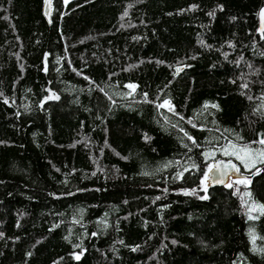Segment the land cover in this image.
Instances as JSON below:
<instances>
[{"label":"trees","instance_id":"1","mask_svg":"<svg viewBox=\"0 0 264 264\" xmlns=\"http://www.w3.org/2000/svg\"><path fill=\"white\" fill-rule=\"evenodd\" d=\"M43 2L0 0V264H264L220 151L264 137V0Z\"/></svg>","mask_w":264,"mask_h":264},{"label":"snow or ice","instance_id":"2","mask_svg":"<svg viewBox=\"0 0 264 264\" xmlns=\"http://www.w3.org/2000/svg\"><path fill=\"white\" fill-rule=\"evenodd\" d=\"M65 3L68 2V0H64ZM262 14H264V10H262ZM125 15H127V13H125ZM209 15H212V13H209ZM179 71H182V69H177V73ZM127 87H129L130 89H135L136 85L133 84H129L127 85ZM243 87H247V85H243ZM147 97V94H145V98ZM49 98H57L58 97H49ZM249 99H251V97H249ZM158 107L160 108H168L169 111L174 112V106L171 105V102L169 100H164L163 103L159 104ZM205 107H207V105H205ZM213 107H217L216 105H213ZM178 115V114H177ZM181 119H183V117H181ZM195 127V125H193ZM185 135L187 136L188 134L185 133ZM189 140H193V138L191 136H188ZM237 140H240L242 138L237 137ZM193 143H195V141L193 140ZM252 144H258L261 147L258 148H253ZM185 147H187V145H185ZM222 155L224 156H229V157H233L235 160L239 161L241 165L244 166V168L247 170L250 167H255L256 163H264V137H262L261 139L257 140V141H253L251 144H238L235 143L231 140L228 141L227 144L221 146L220 149ZM204 155L209 158V159H214L215 153H204ZM221 165H224V161H217L215 164H209L207 165L206 171L203 174V180L207 181L209 179V173L213 172V169L217 170L218 173V178L216 180V182L218 183H223L224 182V177L229 175V172L234 171L235 173H240V167L237 166V164H234L232 162V160H229L227 165L225 167H221ZM259 171V170H258ZM145 175H147V173H145ZM183 173H179L178 176H182ZM203 182V181H202ZM248 178L247 177H243L242 179H239L237 181H235V183L239 184V183H245L247 184ZM228 187H232V184L229 183L227 185ZM206 191V189H205ZM237 191H239V189H237ZM186 195L189 193H185ZM245 195L247 196H251L250 193H245ZM201 199H207V196L201 197ZM259 211L261 215H264V204L261 205H257L255 203H253L249 209V211ZM258 217H253V216H249V219H256ZM255 239V238H254ZM175 243V242H174ZM79 256H76V259H79Z\"/></svg>","mask_w":264,"mask_h":264},{"label":"water","instance_id":"3","mask_svg":"<svg viewBox=\"0 0 264 264\" xmlns=\"http://www.w3.org/2000/svg\"><path fill=\"white\" fill-rule=\"evenodd\" d=\"M42 13H43V17L48 21V23H51L52 20V15H53V2L52 0H44L43 2V7H42ZM177 69H182L181 67H177L175 69L176 71V75H179L181 73V71H179L177 73ZM224 161V165H221V167H225L228 163L229 160H223V159H219L217 161ZM232 162L234 164H237V166L240 167V165L233 159ZM217 161H215L213 164H215ZM243 177H247L248 180H251V176L243 173L241 171V167H240V173H235L234 171L229 172V175L224 177V182L223 183H218L216 182L217 178H218V173L216 169H213V172L209 173V179L207 180V185L209 188H214V187H226L231 180H239L242 179Z\"/></svg>","mask_w":264,"mask_h":264},{"label":"rangeland","instance_id":"4","mask_svg":"<svg viewBox=\"0 0 264 264\" xmlns=\"http://www.w3.org/2000/svg\"><path fill=\"white\" fill-rule=\"evenodd\" d=\"M71 1H73V0H70V1L68 0L67 3L71 2ZM64 3H65V2H64ZM262 10H264V6H263ZM262 10H261V13H260V20H261V28L264 29V14H262ZM163 109H165V107H164ZM165 110H166V109H165ZM258 164H259V162L256 163V165H258ZM256 165H255V166H256ZM242 167H243V170L246 171V172H249L250 170H252V169L254 168V167H250L249 169L246 170V169L244 168V166H242Z\"/></svg>","mask_w":264,"mask_h":264},{"label":"built area","instance_id":"5","mask_svg":"<svg viewBox=\"0 0 264 264\" xmlns=\"http://www.w3.org/2000/svg\"><path fill=\"white\" fill-rule=\"evenodd\" d=\"M171 105H172V104H171ZM172 106H173V105H172ZM165 109H166L167 111H169L168 108L165 107Z\"/></svg>","mask_w":264,"mask_h":264},{"label":"bare ground","instance_id":"6","mask_svg":"<svg viewBox=\"0 0 264 264\" xmlns=\"http://www.w3.org/2000/svg\"><path fill=\"white\" fill-rule=\"evenodd\" d=\"M70 1V0H69Z\"/></svg>","mask_w":264,"mask_h":264}]
</instances>
